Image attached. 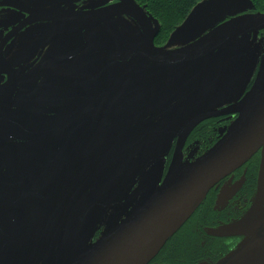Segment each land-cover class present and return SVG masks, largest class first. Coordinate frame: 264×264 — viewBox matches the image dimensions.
<instances>
[{"label": "flooded vegetation", "instance_id": "obj_1", "mask_svg": "<svg viewBox=\"0 0 264 264\" xmlns=\"http://www.w3.org/2000/svg\"><path fill=\"white\" fill-rule=\"evenodd\" d=\"M33 1L0 0V264H68L163 183L179 145L186 164L222 139L238 118L230 108L259 74L264 30L241 49L235 40L163 67L151 50L182 49L227 20L176 38L188 17L165 36L136 0L144 25L117 15L79 35L66 32L72 15L120 1ZM33 8L53 18L58 11L61 30L52 21L32 24ZM199 115L204 119L180 144ZM262 157L260 150L219 182L149 264H264V203L254 229L219 235L253 208Z\"/></svg>", "mask_w": 264, "mask_h": 264}, {"label": "water", "instance_id": "obj_2", "mask_svg": "<svg viewBox=\"0 0 264 264\" xmlns=\"http://www.w3.org/2000/svg\"><path fill=\"white\" fill-rule=\"evenodd\" d=\"M119 1L120 4L110 9L75 13L72 15V30L66 32L73 31L80 35L84 30L91 31L110 22L117 15L132 17L142 25L148 20L136 0ZM54 2L58 0H35L32 4L47 6ZM9 5L7 3L4 6ZM33 9L29 12L32 24L52 21L57 24L54 27L61 30L62 22L55 20L58 11L52 12L53 18L51 12H47L48 9ZM253 9L250 0H209L195 9L177 31L176 38H191L202 29L227 21L182 49L151 52L158 58V65L174 68L212 55L235 40H239L236 48L241 49L253 33L264 30V13L247 12ZM101 17L102 20L96 22ZM89 21L93 25L84 27ZM144 46L145 49L156 50L153 43ZM153 55L149 54L150 57ZM229 111L238 114V118L219 142L204 155L186 164L179 145L163 183L141 202L135 212L109 230L99 241L81 250L68 264H149L193 215L209 192L262 150L259 188L253 208L241 222L223 228L219 235L254 229L260 223V208L264 203V57L253 87ZM203 119L204 116L199 115L186 124L180 135V144Z\"/></svg>", "mask_w": 264, "mask_h": 264}, {"label": "trees", "instance_id": "obj_3", "mask_svg": "<svg viewBox=\"0 0 264 264\" xmlns=\"http://www.w3.org/2000/svg\"><path fill=\"white\" fill-rule=\"evenodd\" d=\"M146 5L148 12L155 16L165 32L173 33L192 13L193 9L205 0H137ZM256 12L264 13V0H250Z\"/></svg>", "mask_w": 264, "mask_h": 264}, {"label": "rangeland", "instance_id": "obj_4", "mask_svg": "<svg viewBox=\"0 0 264 264\" xmlns=\"http://www.w3.org/2000/svg\"><path fill=\"white\" fill-rule=\"evenodd\" d=\"M207 1H209V0H205V1H203L202 3L198 4V5L193 9L192 13L195 11V9H196L199 5H201V4H203V3L207 2ZM253 6H254V5H253ZM254 8H255V7H254ZM192 13H191V14H192ZM191 14H190V15H191ZM190 15H189V16H190ZM183 23H184V22H183ZM183 23H182V24H183ZM182 24H181V25H182ZM181 25H180V26H181ZM180 26H179V27H180ZM207 29H208V28H207Z\"/></svg>", "mask_w": 264, "mask_h": 264}]
</instances>
